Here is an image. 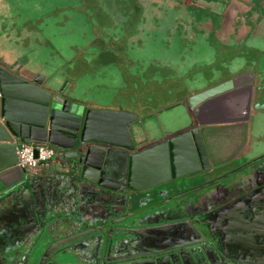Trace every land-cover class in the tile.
<instances>
[{
  "label": "flooded vegetation",
  "instance_id": "obj_1",
  "mask_svg": "<svg viewBox=\"0 0 264 264\" xmlns=\"http://www.w3.org/2000/svg\"><path fill=\"white\" fill-rule=\"evenodd\" d=\"M238 10L243 15L237 16ZM7 16L6 26L0 24V44H9L13 57L40 74L58 78L60 88L86 99L88 108L127 113L138 148L193 128L209 129L202 143L208 167L142 191L89 186L83 209H115L109 220L138 223L136 228L144 231L129 241L145 247L142 251H156L147 256L150 263L142 264L154 259L171 264L166 256L173 253L183 255L177 264H264L262 245L253 247L252 255L240 253L243 242L226 233L220 253L208 244L207 232L196 236L185 225L212 221L222 201L250 194L257 205L264 197V90H253L258 99L240 123L230 108L208 120L201 115L199 120L206 122L199 124L187 102L238 76L264 85V0H15ZM242 135L248 139L231 161L238 166L222 174L227 158L242 146ZM49 174L50 185L65 183L64 175L52 169ZM229 203L223 212L229 218L227 229L246 228L249 220L231 213ZM258 210L253 221L261 230L264 211ZM172 225L183 226L185 233L169 229ZM150 233L153 239H145L153 248L140 241Z\"/></svg>",
  "mask_w": 264,
  "mask_h": 264
},
{
  "label": "water",
  "instance_id": "obj_2",
  "mask_svg": "<svg viewBox=\"0 0 264 264\" xmlns=\"http://www.w3.org/2000/svg\"><path fill=\"white\" fill-rule=\"evenodd\" d=\"M8 11L7 4L2 7L0 4V24L4 23L5 26ZM236 15H243V11L238 10ZM2 38L3 35L0 41ZM13 55L9 44H0V209L9 200L19 206L27 202L30 221L15 226L16 228L12 227L15 231L10 232L9 242L0 235V264L149 262L147 256L149 253L156 254V251H142L141 248L145 247L129 241L144 230L137 229L136 222L122 223L118 218L109 220L114 215L112 212H116L115 209L100 206L97 211L91 212L81 209L77 203V210L73 211L75 218H71L68 224L60 225L59 221L51 224L50 217L45 216L47 214L38 216L39 219L35 221L33 207H40V214L47 212L48 207L30 188L35 180L28 175V168L16 165L17 152L23 144L53 146L56 152L53 159L46 162V171L52 169L57 175L63 176L61 168L65 169L64 184L74 197L82 192L83 186L119 192L125 188L142 191L208 167L202 143L205 137H209V129L193 128L166 141L138 148L137 140L134 142L130 137L132 131L129 130L128 123L131 120L127 113L88 108L86 99L78 98L72 90L68 92L60 88L58 78L40 74L34 67ZM245 78L246 76H238L233 81L221 82L189 98L188 105L199 124L206 122L200 121L201 115H205L203 120H208L230 108L237 112V117L233 119L237 123L247 119V111L258 99L256 92H262L264 85H256L253 80L249 82ZM254 108L257 105L254 104ZM35 156L37 157L36 149ZM243 197L232 203H217L211 215L214 217L212 221L202 220L205 225L200 226V222H188L185 224L188 225L187 230L200 237H203L202 231L207 232L211 238L208 244L211 243L220 253L224 249L226 233L238 236L239 238L234 237V241L250 242L247 245L240 244L239 252L252 255L253 247L258 244L264 247V229H256L253 221L258 209L257 213L264 211V197L257 205H253L250 194H244ZM63 201V196L62 199L53 197L50 203L59 205ZM227 203L231 205L228 209L231 213L249 220L246 228L227 229L229 218L223 215L224 208L229 207L226 206ZM99 217L107 221L99 222ZM156 227L159 226H154ZM169 229H181L182 233L186 231L183 226L172 225ZM150 234L140 237V241L144 240L147 247L153 248L147 245L145 239H153L154 236ZM161 241L167 243L168 240ZM254 243L256 246H253ZM138 257L139 260H136ZM166 257L171 264H177L181 263L183 255L173 253ZM154 260H150L152 264H160L158 259ZM226 260L225 258L224 261Z\"/></svg>",
  "mask_w": 264,
  "mask_h": 264
},
{
  "label": "crops",
  "instance_id": "obj_3",
  "mask_svg": "<svg viewBox=\"0 0 264 264\" xmlns=\"http://www.w3.org/2000/svg\"><path fill=\"white\" fill-rule=\"evenodd\" d=\"M15 0H0L1 7L4 4H7L9 9L12 8ZM48 161V160H47ZM47 161L40 162L37 166L27 169V173L30 177L35 180V184L31 185L30 188L33 189L36 197L43 199L46 202L47 212L40 214V207H33V219H39L38 216L47 214L45 216L50 217V223L52 224L55 221H61L62 219L70 220L75 218L73 211H76V204L79 203L81 209H83V204L86 202L84 195L85 192L79 193L74 197L69 187L65 184L59 185H50V174L49 171H46ZM64 198L63 203L59 205H53L50 201L53 200V197L62 199ZM50 200V201H49ZM26 201L25 198L23 200ZM66 203V204H65ZM16 204V205H15ZM68 207V205H70ZM29 203L25 202L23 206H19L18 203H12L11 200L7 201L3 207L0 209V235L3 240L6 242L10 241L12 227L16 228L20 225L28 223L29 218V208L27 206ZM87 213V212H84ZM83 213V214H84ZM77 214V213H76ZM16 226V227H15Z\"/></svg>",
  "mask_w": 264,
  "mask_h": 264
},
{
  "label": "built area",
  "instance_id": "obj_4",
  "mask_svg": "<svg viewBox=\"0 0 264 264\" xmlns=\"http://www.w3.org/2000/svg\"><path fill=\"white\" fill-rule=\"evenodd\" d=\"M37 150V157L35 156ZM56 149L50 145L23 144L17 152L16 165L22 168L37 166L42 161H47L55 155Z\"/></svg>",
  "mask_w": 264,
  "mask_h": 264
},
{
  "label": "rangeland",
  "instance_id": "obj_5",
  "mask_svg": "<svg viewBox=\"0 0 264 264\" xmlns=\"http://www.w3.org/2000/svg\"><path fill=\"white\" fill-rule=\"evenodd\" d=\"M247 139H248V136L247 135H242L240 138H238V141H239V143H241L242 144V146L241 147H237L236 148V150H235V153H234V155L233 156H230V157H228L227 158V163H229V165L224 169L225 171H223L222 172V174H227V171L229 170V169H233V168H235V167H237L238 166V162L237 161H234V162H231L232 160H234L235 159V157L238 155V153H239V151H241V149H242V147L244 146V144L246 143V141H247ZM240 158H241V156H240ZM238 161H240V160H238ZM221 162V161H220ZM205 179H207V178H204V180ZM214 179V178H213ZM209 180H211V179H207V181H209ZM205 206V205H204Z\"/></svg>",
  "mask_w": 264,
  "mask_h": 264
},
{
  "label": "trees",
  "instance_id": "obj_6",
  "mask_svg": "<svg viewBox=\"0 0 264 264\" xmlns=\"http://www.w3.org/2000/svg\"><path fill=\"white\" fill-rule=\"evenodd\" d=\"M88 187L87 186H83L82 188H81V191L82 192H85V189H87Z\"/></svg>",
  "mask_w": 264,
  "mask_h": 264
}]
</instances>
